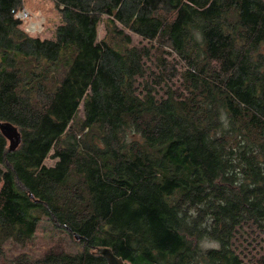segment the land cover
<instances>
[{
    "label": "trees",
    "instance_id": "16d2710c",
    "mask_svg": "<svg viewBox=\"0 0 264 264\" xmlns=\"http://www.w3.org/2000/svg\"><path fill=\"white\" fill-rule=\"evenodd\" d=\"M95 1L55 0L62 22L41 39L21 0H0V122L15 128L0 130V264H107L100 246L242 264L234 232L264 230V0H98L105 18L81 21ZM43 219L81 249L7 259Z\"/></svg>",
    "mask_w": 264,
    "mask_h": 264
},
{
    "label": "rangeland",
    "instance_id": "374dc122",
    "mask_svg": "<svg viewBox=\"0 0 264 264\" xmlns=\"http://www.w3.org/2000/svg\"><path fill=\"white\" fill-rule=\"evenodd\" d=\"M21 2L23 7L31 13V21H33L35 17V20L40 22V27H37L36 30L28 31V34L31 36H38L41 39L53 38L56 27L62 22L61 13L57 8L55 0H21ZM102 10L103 7L99 6L98 0H96L93 4H81V8L79 12H77V15L81 21H85L91 20V18L100 14L103 20L105 15L101 14ZM26 24H28V21L27 23H23L24 29L27 26ZM97 33L98 39L102 38L106 33L102 22L98 26ZM132 41L137 45L148 44L145 40L136 35H132ZM155 54L160 55L161 52ZM165 56L171 64L175 65L178 71L183 68V64L176 56L172 54ZM146 62L148 65V76L145 80H148L149 84H154L152 83L153 76L149 74L151 70L156 69L153 64L154 58L150 57ZM177 84L178 81L176 79L173 81V84H169V86ZM159 93L163 94V91L159 90ZM45 163L47 165H52L54 160L47 158ZM51 233L54 237H51ZM74 240L76 241L77 239ZM75 241L66 236L64 231L53 227V222L43 219L31 243L25 246L15 244L5 245L6 258L9 259L15 254L23 251L33 256H39L46 248L55 245L56 242L60 243L58 246H62L63 249L66 250L75 251L81 249V246ZM208 244H213V242L208 241L206 245ZM231 246L234 252L239 255L242 264H264V230L256 228L251 223L243 224L234 232Z\"/></svg>",
    "mask_w": 264,
    "mask_h": 264
},
{
    "label": "water",
    "instance_id": "95a60500",
    "mask_svg": "<svg viewBox=\"0 0 264 264\" xmlns=\"http://www.w3.org/2000/svg\"><path fill=\"white\" fill-rule=\"evenodd\" d=\"M0 130L4 136L10 139L11 134L15 131V128L8 122H0ZM19 142L18 138L15 142L17 145ZM11 147V146H10ZM74 238L78 239L79 236L74 234ZM97 255H101L107 262V264H132L128 261L123 260L121 257L116 256L110 247L100 246L94 249Z\"/></svg>",
    "mask_w": 264,
    "mask_h": 264
},
{
    "label": "built area",
    "instance_id": "2783aa9c",
    "mask_svg": "<svg viewBox=\"0 0 264 264\" xmlns=\"http://www.w3.org/2000/svg\"><path fill=\"white\" fill-rule=\"evenodd\" d=\"M15 17L18 18L19 20H21L23 23L24 22L27 23V21H28V24H26L27 26L25 27L26 32L36 30L37 27H40V22L35 20V17H34V20L31 21L32 15L26 8L23 7V5L16 12ZM32 25H33V27H32Z\"/></svg>",
    "mask_w": 264,
    "mask_h": 264
},
{
    "label": "bare ground",
    "instance_id": "6f19581e",
    "mask_svg": "<svg viewBox=\"0 0 264 264\" xmlns=\"http://www.w3.org/2000/svg\"><path fill=\"white\" fill-rule=\"evenodd\" d=\"M32 27H33V25H32Z\"/></svg>",
    "mask_w": 264,
    "mask_h": 264
}]
</instances>
